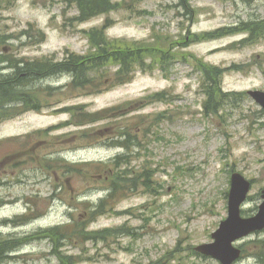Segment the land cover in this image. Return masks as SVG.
<instances>
[{
	"label": "rangeland",
	"instance_id": "374dc122",
	"mask_svg": "<svg viewBox=\"0 0 264 264\" xmlns=\"http://www.w3.org/2000/svg\"><path fill=\"white\" fill-rule=\"evenodd\" d=\"M179 1L113 0L117 10L76 23L77 12L61 0H0V36L8 38V43L0 46L12 47L9 52L18 60L50 61L54 54L62 58L65 50L84 54L87 42L81 31L99 27L109 18L114 25L107 31L109 37L145 41L157 33L177 45L172 53H191L222 69L248 65L244 71L223 75V92L264 91V39L250 46L228 47L245 37L240 32L242 23L264 19V0H182L186 4L182 8ZM29 26L44 35L41 43L27 36L16 40ZM222 27H233L234 32L209 41L196 38ZM1 58L0 63H14L8 54ZM190 65L171 58L166 73L158 68L138 72L132 82L95 95L70 92L65 87L67 75L47 73L44 78L27 82L28 88L39 90V111L0 122V235L23 238L63 225L71 218L68 203L73 197L97 203L105 196L103 182L85 181L83 176L57 178V173L42 169V158L98 163L128 155L130 168L136 173L143 165L154 170L149 179L153 191L146 192L139 186L117 204L116 210L126 214H105L90 224L91 230H103L107 236L103 242L85 243L83 248L63 242L61 253L89 257L79 264H218L193 254V248L209 242L211 233L225 219L233 172L252 181L242 213L257 211L259 193L264 188V116L250 98L224 103L218 114L203 115L201 85ZM155 93H165L166 98H146ZM76 103L90 111L124 104L125 114L89 128L62 126L51 130L69 118L65 113L55 115L51 111ZM118 129H130L139 147L130 150L108 145L107 137ZM27 135L24 145L7 140L20 136L21 141ZM54 185L58 197L53 199L49 197ZM29 207L42 216L17 220ZM123 225L132 227L135 236H110L112 228ZM260 240H264V232L241 241L243 257L236 264H259L253 248L254 242ZM177 243L178 251L167 263L164 255ZM51 250L49 239H31L3 264H57Z\"/></svg>",
	"mask_w": 264,
	"mask_h": 264
},
{
	"label": "trees",
	"instance_id": "16d2710c",
	"mask_svg": "<svg viewBox=\"0 0 264 264\" xmlns=\"http://www.w3.org/2000/svg\"><path fill=\"white\" fill-rule=\"evenodd\" d=\"M64 1L68 5L76 6L79 15L75 20L78 22H84L95 16L106 14L115 8L111 3L112 0H85L89 3L87 6L83 4V0ZM106 28L107 22L102 29H93L85 33L90 49L84 57L70 53L62 62L49 63L47 60H41L26 62L21 67L16 65L14 67V74L8 76L6 79H0V116L4 119H11L29 110L39 111V105L41 104L37 97L39 90L28 88L27 82L44 78V75L47 73L52 76L68 74L74 81L75 79H81L83 82L73 83V86L83 87L85 84L88 86L93 85L94 75L98 78H106L109 76L110 67H118L117 71L112 75V82L117 85H122L129 82L138 69L144 71L155 65L164 69L171 58L180 56L185 60L189 56L185 53H172V48H174L173 43L166 41L161 36H158L156 38L157 41L153 43L109 40L105 37ZM240 31L246 32L249 35V40L252 42L264 38V19L245 23L242 25ZM230 32L232 30H223L210 35L205 34L203 40L211 38L210 36H213L212 38H218ZM193 65L201 74L202 86H204L207 97L204 108L206 111L216 112L225 102L223 101L224 98L234 96L233 94H223L220 90V80L223 75V70L203 64L201 61L195 62ZM73 86L72 89H74ZM154 97L159 98L160 96L155 95ZM120 108L115 107L109 109V111L114 112ZM65 110L70 113V124L74 126L92 124L99 120L108 119L113 115L103 111L94 114L86 113L82 107L76 106L68 107ZM25 142L20 144L24 145ZM113 144L120 143L115 141ZM42 161L44 162L42 167L53 172L56 171V173L83 176V178L88 179L101 176L104 180L106 179L108 181L107 188H109V194L106 198L99 200L96 205L90 202L80 203L83 209L82 215H80L82 219H79V216L77 218L72 217V223L70 224L41 230L36 234L23 238L4 237L0 235V264H3L10 258L8 254L11 251L31 239L38 238H47L52 242V249L55 252L52 253L56 254L57 264L81 263L85 260V257H82L80 254L67 255L61 253L60 248L63 246V242L76 243L82 246L85 242L104 241L107 236L104 235L103 231L88 230L87 226L98 216L107 212V210H112L119 200V197L122 198L137 185L138 179L143 178L147 182L151 176L145 167L141 168L140 173H136L134 169L130 168L125 157L116 158L115 162L108 164L100 162L70 164L59 159L50 158H43ZM119 167H124V170H120ZM29 210L31 211L30 208ZM35 216V211H31L30 214L19 217L17 220L27 221ZM113 233L115 235L131 234L129 227L116 229ZM113 233L110 235L111 237H113Z\"/></svg>",
	"mask_w": 264,
	"mask_h": 264
},
{
	"label": "water",
	"instance_id": "95a60500",
	"mask_svg": "<svg viewBox=\"0 0 264 264\" xmlns=\"http://www.w3.org/2000/svg\"><path fill=\"white\" fill-rule=\"evenodd\" d=\"M249 94L264 108V93ZM248 189L249 183L239 174L232 176L228 195V218L221 222L219 229L212 234L214 243L200 246L197 251L218 259L222 264H231L239 256V251L233 248L231 243L251 231L264 227V202L256 216L249 219H241L239 216V206L245 199ZM262 198L264 199V191Z\"/></svg>",
	"mask_w": 264,
	"mask_h": 264
},
{
	"label": "bare ground",
	"instance_id": "6f19581e",
	"mask_svg": "<svg viewBox=\"0 0 264 264\" xmlns=\"http://www.w3.org/2000/svg\"><path fill=\"white\" fill-rule=\"evenodd\" d=\"M83 4H85L86 6L89 5L88 1L83 0Z\"/></svg>",
	"mask_w": 264,
	"mask_h": 264
},
{
	"label": "flooded vegetation",
	"instance_id": "af4514ba",
	"mask_svg": "<svg viewBox=\"0 0 264 264\" xmlns=\"http://www.w3.org/2000/svg\"><path fill=\"white\" fill-rule=\"evenodd\" d=\"M0 74H2V73L0 72Z\"/></svg>",
	"mask_w": 264,
	"mask_h": 264
}]
</instances>
